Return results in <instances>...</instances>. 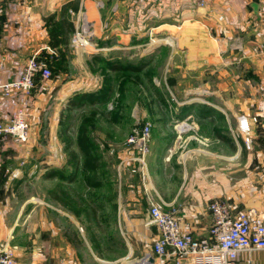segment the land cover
Returning <instances> with one entry per match:
<instances>
[{"label":"crops","instance_id":"crops-1","mask_svg":"<svg viewBox=\"0 0 264 264\" xmlns=\"http://www.w3.org/2000/svg\"><path fill=\"white\" fill-rule=\"evenodd\" d=\"M70 3L78 8L65 15L74 32L64 34L63 9ZM83 38L88 43L81 45ZM169 49L164 61L162 52ZM44 53L51 64L63 63L55 78L29 98L6 97L0 89V120L23 107L32 125L27 145L8 141L0 147V245L21 246L18 216L9 224L4 218L13 205L20 210L29 205L14 197L35 175L28 163L40 140L48 151L47 170L59 162L43 176L57 179L67 195L77 189L84 174L77 153L69 155L61 144L57 153L54 140H65L71 130L70 124L62 128L67 114L83 112L89 104L112 109L116 88L99 83L128 80L162 65L159 77L174 83L177 101L156 106L152 117L143 118L152 123L144 167L135 160L138 150L127 143L120 154L123 166L115 173L123 180L118 191L88 202L91 215L85 222L79 213L82 194L60 201L62 214L75 212L64 223L73 232L50 234L40 254L17 250V264H81L84 225L104 238L99 241L103 254L125 257L124 264H142L152 256L159 264L154 206L198 240L209 238V206L215 200L230 204L235 215L250 207L264 215V0H214L205 8L197 0H0V87L18 80L28 60ZM39 115L47 118L40 140ZM243 116L249 136L241 130ZM134 174L132 184L126 178ZM239 264H264V251L242 253Z\"/></svg>","mask_w":264,"mask_h":264},{"label":"rangeland","instance_id":"rangeland-1","mask_svg":"<svg viewBox=\"0 0 264 264\" xmlns=\"http://www.w3.org/2000/svg\"><path fill=\"white\" fill-rule=\"evenodd\" d=\"M84 40L85 42L82 41L83 44L81 45L88 43L86 39ZM170 52V49L162 52V56L165 58L164 61L169 58ZM171 68L173 66L170 67V70H172ZM163 69L164 67L160 65L157 68L148 69L143 75H132L128 80L119 79L113 83H99L105 89H110L112 86L116 88L114 92L118 97L115 99L112 109H106L107 104L102 108L89 104L83 112L67 114L64 117L65 125L62 128H66L68 124L71 125V130L65 136V140L59 142V133L56 132V135L54 133L53 137L58 139L54 140L53 150L58 153L61 144L64 150L69 151V155L76 151L77 159L84 171L80 184L73 191V195L74 192L82 194V196L80 195L83 202L82 210L79 213L84 222L91 215L88 202L93 201L95 197L96 199L101 198L107 192H116L122 186L123 180L115 175L120 166H123L120 154L122 149L127 147L126 145L129 143L128 141L135 129H141L147 125L152 126L151 121L143 118L153 115L154 113L150 111L154 112L153 108L156 106L176 104L177 97H175L176 93L173 88L174 83L171 80H161L159 77ZM209 76L213 80V74ZM155 78L159 79L155 80ZM43 85L42 82L37 84L36 91L41 89ZM217 86V81H211L212 88ZM88 88H91V86L89 85ZM145 110L148 114L142 113ZM39 116L40 123L36 131L38 140L44 136L43 134L47 130V118H44L43 115ZM55 118V121H57V114ZM47 153V148L42 145L40 140V143L34 146L33 153H30L33 155L30 157L32 160L28 163L35 175L33 179L25 183L26 186L22 188L20 194L14 197L16 198L15 201L19 203L29 202V205L23 210L16 209L13 205L10 211L11 215L4 218L9 224L11 220L16 219L18 216V231H20V235L24 236L20 238L22 247L11 245L9 242L4 243L10 244L15 252L25 250V254L30 252L40 254L41 245L45 243L44 241L48 239L50 234L66 233L65 230L68 232L69 229H71V233L73 232V227H66L64 223L69 215L74 216V210H69L70 212L66 216L59 209V202L65 199L69 201V197L73 199V195L65 194L67 191L64 192V187L60 186L57 179L49 181L43 176L44 171L48 169V165L43 159ZM58 163L57 161L51 162L49 164L51 170H47L46 173L54 168L56 169ZM135 176L134 174L126 180L133 184L137 177ZM90 187L96 190L94 192L98 193L96 196L91 192ZM83 229L86 241L85 239L83 241L81 264H107L105 262L118 260V264L123 263L120 260L125 257H115L114 259L110 257L111 254L109 253L103 254L99 241H103L104 238L100 239L98 232L93 235L94 232L92 234L90 227L86 225L83 226ZM18 231H16V234H18ZM124 260V263H127L128 260Z\"/></svg>","mask_w":264,"mask_h":264},{"label":"built area","instance_id":"built-area-1","mask_svg":"<svg viewBox=\"0 0 264 264\" xmlns=\"http://www.w3.org/2000/svg\"><path fill=\"white\" fill-rule=\"evenodd\" d=\"M201 8L207 7L214 0H197ZM86 31H84L83 36ZM42 83L52 79L48 64L38 55L31 57L22 76L0 87L6 97L18 94L25 98L32 96L37 88V79ZM241 130L249 136L251 128L246 117H240ZM32 125L27 108H19L7 120H0V147L2 143L12 142L25 146L31 140ZM151 126L135 129L129 144L135 147L140 156L135 160L144 167L145 155L149 152ZM246 145L250 147L249 139ZM2 151L0 148V169ZM212 226L209 238L198 240L192 232L185 231L180 222L159 207L150 210L153 224L159 237L154 245V252L159 264H239L242 253L264 251V215L250 207L235 215L233 207L227 202L215 200L209 206ZM0 264H17L15 249L8 243L0 245Z\"/></svg>","mask_w":264,"mask_h":264},{"label":"trees","instance_id":"trees-1","mask_svg":"<svg viewBox=\"0 0 264 264\" xmlns=\"http://www.w3.org/2000/svg\"><path fill=\"white\" fill-rule=\"evenodd\" d=\"M69 11H71V12H77V11H78V8H77L74 4H72V3L68 4V5L65 6L64 9H63L64 17H65V15H66ZM61 27H62V29L64 30V34H69V33L74 32L73 24L70 23V22H68V20L66 19V17H65V18L63 19V21H62V23H61ZM66 42H67V41H66ZM51 57H52V59H54V60L56 59V56H54V55H51ZM40 58H41L42 60H44V61L48 64V66L50 67V69H51V71H52V79L55 78L56 75H57V70L59 69V67H61V66L63 65V63H62V64L60 63V66L57 65V61L54 63V65L51 64L50 61H49V55H47V54H45V53H44L42 56H40ZM40 83H41L40 78H38V79H37V84H40ZM96 163L99 164L98 161H96ZM94 212H95V211H94Z\"/></svg>","mask_w":264,"mask_h":264},{"label":"water","instance_id":"water-1","mask_svg":"<svg viewBox=\"0 0 264 264\" xmlns=\"http://www.w3.org/2000/svg\"><path fill=\"white\" fill-rule=\"evenodd\" d=\"M142 264H155V259L152 256H148Z\"/></svg>","mask_w":264,"mask_h":264}]
</instances>
